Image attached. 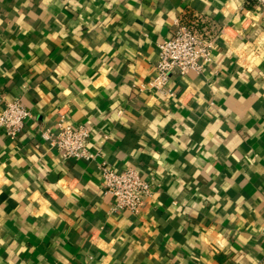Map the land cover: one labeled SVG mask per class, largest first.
I'll return each mask as SVG.
<instances>
[{"label": "crops", "instance_id": "crops-1", "mask_svg": "<svg viewBox=\"0 0 264 264\" xmlns=\"http://www.w3.org/2000/svg\"><path fill=\"white\" fill-rule=\"evenodd\" d=\"M219 33L212 63L139 91L174 21ZM0 264H264V19L254 0H0ZM90 121L88 148L154 195L111 214L98 163L64 160L39 133L59 111ZM106 138L105 140H103Z\"/></svg>", "mask_w": 264, "mask_h": 264}, {"label": "built area", "instance_id": "built-area-1", "mask_svg": "<svg viewBox=\"0 0 264 264\" xmlns=\"http://www.w3.org/2000/svg\"><path fill=\"white\" fill-rule=\"evenodd\" d=\"M254 1L255 10L264 19V0ZM173 25L171 37L156 45L157 60L153 78L147 85L139 87L140 92H153L166 102L176 98L168 86L171 75H201L212 63L214 47L220 37V32L199 30L198 24L192 20L182 22L177 19ZM2 103L0 133L12 141L21 133L31 115L19 100ZM92 134L90 121L71 125L67 113L61 110L57 114L53 129L40 131L39 137L64 160L98 163L103 193L109 196L113 203L110 213H128L132 217H138L147 201L154 195L151 180L144 179L134 169L115 171L106 162L101 161V148L94 151L88 148Z\"/></svg>", "mask_w": 264, "mask_h": 264}]
</instances>
